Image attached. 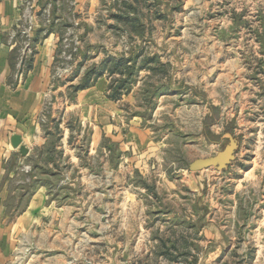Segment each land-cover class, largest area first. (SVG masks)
Wrapping results in <instances>:
<instances>
[{"label": "rangeland", "instance_id": "obj_1", "mask_svg": "<svg viewBox=\"0 0 264 264\" xmlns=\"http://www.w3.org/2000/svg\"><path fill=\"white\" fill-rule=\"evenodd\" d=\"M70 2L55 26L53 83L65 89L47 111V147L20 162L15 186L46 185L69 210L13 264H264V0H94L78 15ZM98 72L107 96L153 130L151 153L124 154L108 139L91 152L88 124L66 116ZM203 98L205 122L185 112ZM66 128L78 136L64 142ZM226 132L239 143L228 167L190 171Z\"/></svg>", "mask_w": 264, "mask_h": 264}, {"label": "crops", "instance_id": "obj_2", "mask_svg": "<svg viewBox=\"0 0 264 264\" xmlns=\"http://www.w3.org/2000/svg\"><path fill=\"white\" fill-rule=\"evenodd\" d=\"M31 3L38 14V26L32 34L31 52L26 55L19 75L22 37L17 33V24L21 22L24 7L21 0H0V264L15 263L25 241H34L37 237L39 242L40 234L50 235V224L57 218L62 222L69 210L50 197L46 185H37L29 194L15 188L21 184L16 176L20 162L47 147L51 135L49 123L53 120V115L47 111L49 105L55 107L58 94L65 89L60 84L54 87L53 70L61 36L55 26L65 17L62 10L67 11V0H31ZM48 4V10L53 13V27L43 25L45 14L41 10ZM92 7L94 0H71L69 5L77 15L87 8L91 12ZM108 84L105 76H98L86 87L77 88L66 108V116H74L81 126L88 124L91 152L99 149L101 140L108 139L117 143L124 154L126 151L151 153L150 150L159 145L153 130L144 124L141 116L126 115L119 101L107 96ZM133 100L129 95L121 99L129 103ZM195 101H191L195 104L185 108V112L202 114L205 122L212 114L210 101L206 98ZM14 134L21 136L27 154L22 155L12 146L10 139ZM73 134L78 136L77 131L66 128L64 142ZM132 158L126 157L125 161L130 162ZM72 162V166L77 167V157ZM14 200H22L20 207H15ZM47 240L43 241V246Z\"/></svg>", "mask_w": 264, "mask_h": 264}, {"label": "water", "instance_id": "obj_3", "mask_svg": "<svg viewBox=\"0 0 264 264\" xmlns=\"http://www.w3.org/2000/svg\"><path fill=\"white\" fill-rule=\"evenodd\" d=\"M225 137L228 139L227 143L222 149L217 151L213 155L206 157H197L188 164L190 171H199L204 168L214 167L218 170H222L228 167V165L234 160L235 152L238 148V139L233 134L226 132ZM11 144L14 148H18L22 155L27 154V148L21 144V136L14 134L11 136Z\"/></svg>", "mask_w": 264, "mask_h": 264}, {"label": "built area", "instance_id": "obj_4", "mask_svg": "<svg viewBox=\"0 0 264 264\" xmlns=\"http://www.w3.org/2000/svg\"><path fill=\"white\" fill-rule=\"evenodd\" d=\"M21 4L24 7V12L22 14L21 22L17 24V30H18L17 33H19L20 36L22 37L21 46H20V54L18 56L19 75H21V71L23 68V63H24V59L26 55L29 52H31L32 34H33V31L38 26L37 25L38 14L34 9H32L33 5L31 3V0H21ZM49 6L50 5L48 4L46 8L41 10V13L43 15L48 12ZM58 75H60V72H58Z\"/></svg>", "mask_w": 264, "mask_h": 264}, {"label": "trees", "instance_id": "obj_5", "mask_svg": "<svg viewBox=\"0 0 264 264\" xmlns=\"http://www.w3.org/2000/svg\"><path fill=\"white\" fill-rule=\"evenodd\" d=\"M125 62H126L125 59L120 58V59H118V60L115 62L114 67H115V66H118V65H121V64L124 65ZM86 74H87V73H85V75H86ZM85 75H84V76H85ZM98 75H101L100 72L97 73V76H98ZM85 79H86V78H85ZM88 84H89V83H88ZM88 84H87V83L84 84V85H81V84H80V85L78 86V88L86 87Z\"/></svg>", "mask_w": 264, "mask_h": 264}]
</instances>
